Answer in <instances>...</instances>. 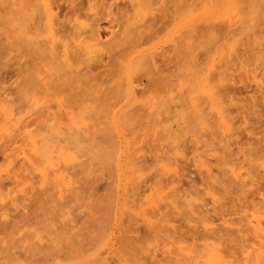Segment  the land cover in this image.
Here are the masks:
<instances>
[{
    "label": "rangeland",
    "instance_id": "rangeland-1",
    "mask_svg": "<svg viewBox=\"0 0 264 264\" xmlns=\"http://www.w3.org/2000/svg\"><path fill=\"white\" fill-rule=\"evenodd\" d=\"M50 2L53 51L41 0H0V105L13 101L21 119L0 135V264H202L212 241L225 264H255L264 242L252 221L259 214L264 226V0H236L237 22L198 20L173 42L172 28L221 0ZM98 31L107 43L91 58L77 43ZM133 48L150 55L132 71L129 104L119 62ZM215 59L211 85L228 130L204 96L189 102ZM25 92L43 104L29 108ZM47 114L59 129L46 132ZM27 131L59 140L76 160H55L42 181L38 156L20 154ZM58 169L71 183L61 192Z\"/></svg>",
    "mask_w": 264,
    "mask_h": 264
},
{
    "label": "bare ground",
    "instance_id": "bare-ground-1",
    "mask_svg": "<svg viewBox=\"0 0 264 264\" xmlns=\"http://www.w3.org/2000/svg\"><path fill=\"white\" fill-rule=\"evenodd\" d=\"M42 2V8L44 10V16L46 19V23L44 26V30L47 33V38L45 39L46 41L43 43L45 44V46L50 47V51L54 50V46H56V42H57V36L58 33L57 31L55 32V28H54V23H53V17L56 16L54 13V8L51 6V2L50 0H41ZM236 0H221V4L218 8L216 9H205L203 11V13L195 16L193 14H190L189 16L184 18V22L182 25L180 26H175L174 29L172 28L169 33L167 34L168 36L166 37V42H173L174 40V36L178 34V32L180 33L179 30L182 29V27L185 26H193L194 22L198 21V20H203V21H215V20H225L227 21L228 25L231 26L234 22H237L238 20V13H237V9H236ZM100 32L98 31V33H95V36L92 37L90 39V41H93L91 43H89L88 41H86V39H80L77 43V48L78 45L83 47V53L85 55H87L88 57L90 56L92 58L93 55H95L96 53H98L104 44H106L107 42L102 41L101 40V36L99 34ZM28 34V33H26ZM26 37H28V35H25ZM30 38V37H29ZM25 40V38H24ZM48 41L47 45L46 42ZM26 43L28 45H30L28 42V38L26 40ZM41 43V42H40ZM32 44V42H31ZM39 44V42H38ZM103 44V45H101ZM31 46V45H30ZM33 46V45H32ZM101 46V48H100ZM139 45H137L138 48ZM41 47V45H39V48ZM38 48V46H37ZM62 53L61 54L62 58H64L65 61L68 60V51H67V45L63 44L62 45ZM137 48H133L130 52V54L127 53L123 55L122 53V57L125 58V56H127V58L124 60L123 58V62H122V57H121V62H119V66L120 69L121 67L124 69H121V71L125 72V78H123V80H125L126 83V88L124 90V93L126 94V98L128 103L131 104L132 102L134 103L136 100V89H135V82L134 80H132L131 78V74L132 71L134 69V67H136V65H138L139 61H142V59L144 57H148L150 54H148L147 50L146 52L142 50H138ZM82 49V48H81ZM137 49V50H135ZM140 49V48H139ZM157 49V48H156ZM82 53V52H81ZM112 54V53H111ZM148 54V55H147ZM222 53H219L217 55H220ZM101 55V52L100 54ZM107 55V53H106ZM114 55V52L112 54V56ZM94 57V56H93ZM114 57V56H113ZM217 57V56H216ZM144 58V59H146ZM215 58V57H214ZM219 58V57H217ZM213 60V59H212ZM216 63V59L213 61V63L211 64L210 68L208 67V72H205V74L202 77V80L200 82V86H198V90L197 92H195L193 95H191L190 97V105H192V108L197 106V97L198 95L204 96L206 98V100L209 102L211 109L215 110L218 114H219V119L222 121L223 127L228 130V124L226 122H224V118L223 115L220 114L221 110H220V104L219 101L215 95L214 92V88L211 85L212 81V77L210 78L211 75V68H213ZM26 63V62H25ZM23 65V64H22ZM26 65V64H24ZM211 69V70H210ZM123 72V73H124ZM124 83V81H122ZM121 82V83H122ZM120 83V84H121ZM118 84L120 87L121 85ZM124 86V84H122ZM27 92V91H26ZM25 92V105L28 106L29 108H37L39 105H42L44 101H42L41 99H37L35 98V95L29 97V94H26ZM204 98V99H205ZM126 101V103H127ZM131 102V103H130ZM2 103V102H1ZM4 103V102H3ZM5 104H1L0 105V121L2 122V125L0 126V135L4 134V133H8L10 128L15 127L16 124H18L19 122H21L20 119V111H18V106L13 108V106L11 105V103H13V101H11V103H7L5 102ZM19 104H22V102L20 103L17 102ZM24 103V102H23ZM15 104V103H14ZM127 104V105H129ZM24 105V104H23ZM22 105V106H23ZM126 108V107H123ZM122 108V110H123ZM121 108H119L120 110ZM117 110V111H119ZM120 110V111H122ZM119 113H115L113 115V117H117L120 114ZM74 116V115H70ZM69 117V119H70ZM71 119H73V117H71ZM75 120V118H74ZM75 122V121H73ZM43 126L46 130V132H50L52 130H57L59 129V123L57 118L54 115H50L47 114L46 117L43 118ZM58 136V135H57ZM38 135L36 134H32V132L27 131V142H28V149L27 151L25 150H21L20 154H22L24 156V158L26 160H30V156H28V154H30L31 156H38V158L40 159L39 163L37 166H35V170L38 172V174L40 175V178L42 179V181H46L47 180V173L46 171L48 169H51L55 166V160H62L66 163L72 162L76 160V156L75 154L71 151V150H67L65 149L63 146H61L60 141L59 140H55L52 137H40L37 138ZM124 143V147L125 150L124 152H122L120 157H123V165L121 166V170L125 171L126 170V159H127V154H126V149H127V143L125 141H123ZM121 161V162H122ZM120 159H119V163ZM264 167V166H263ZM55 173H57V178H58V184L61 186V188L59 189V191H63L64 189H68L71 185L70 180L68 178L67 175H65L63 173L62 170L58 169ZM125 187V183H122L120 185V188L122 189V191H124ZM0 197H1V192H0ZM262 217L259 214H253L252 215V221L254 222V227L256 229H258L259 231H261L262 233H264V226L262 225ZM264 242H260V244L253 249L251 255H250V260H253L255 262V264H264ZM202 264H225L226 263V259L225 256L222 253V250L220 249L219 245L216 244L215 242H206L203 244V252H202ZM259 259H263L262 262H259ZM58 264V263H55Z\"/></svg>",
    "mask_w": 264,
    "mask_h": 264
}]
</instances>
